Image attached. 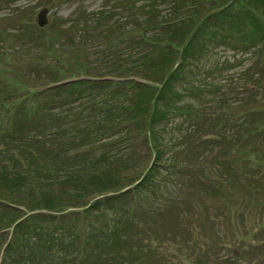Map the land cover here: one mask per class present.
Wrapping results in <instances>:
<instances>
[{"label":"trees","instance_id":"obj_1","mask_svg":"<svg viewBox=\"0 0 264 264\" xmlns=\"http://www.w3.org/2000/svg\"><path fill=\"white\" fill-rule=\"evenodd\" d=\"M87 17L70 20L75 33L65 44L75 52L81 41L77 48L105 58V73L45 82L56 70L35 61L27 64L29 84L22 73L0 74V156L11 164L6 175L15 189V200L0 197V264H145L148 242L139 229L129 239L131 229L140 227V215L170 204L166 175L179 168L175 149L200 139L191 119L184 121H190L186 137L170 131L176 124L170 120L175 113L184 120L194 107L187 99L215 88L216 68L202 62L211 47L255 49V33L264 31V0H117ZM50 43L44 54L53 65L62 63V46ZM49 97L57 101L45 107L39 100ZM43 109L58 123L21 126L18 111L37 116ZM111 166L129 167L125 172L134 178L126 186L132 185L114 190L116 179L101 180L98 172ZM124 198L129 208L119 204Z\"/></svg>","mask_w":264,"mask_h":264},{"label":"rangeland","instance_id":"obj_2","mask_svg":"<svg viewBox=\"0 0 264 264\" xmlns=\"http://www.w3.org/2000/svg\"><path fill=\"white\" fill-rule=\"evenodd\" d=\"M115 2L117 0H0V74L22 73L25 75L22 80L29 84L32 72L27 64L35 61H48L57 71L45 82L59 78L69 80L81 75L79 73L89 78H96L92 73H105L107 60L90 55L87 49L77 48L82 46L81 41L75 44V52L67 50L65 40L75 33L74 27L67 24L75 16L78 22L82 18L86 20L87 14L107 10ZM43 7L48 8L47 23L39 27L35 17ZM95 29L101 30L99 26ZM256 36L259 39L253 51L211 47L202 62L206 67L216 68L210 79L215 88H207L210 94L187 99L194 107L184 120L178 113L170 120L176 121L170 131H181L186 137L190 121H184L191 119L200 139L197 142L183 140L175 149L179 168L166 175L168 192L173 196L170 204L157 214L140 215V227L131 229L129 239L139 229L143 244L148 242L145 264H264V31H257ZM51 41L62 46V63L53 65L52 59L43 52ZM120 64L129 66L127 61ZM43 73L48 77L47 72ZM225 81L226 85L220 86ZM39 101L51 107L57 99L49 97ZM243 110L253 112L251 119L241 115ZM18 113L24 128L39 129L42 121L58 123V118L47 114L46 109L37 116ZM37 150L40 156L51 159L49 151ZM59 150L53 153L63 159ZM10 167L0 156V197L3 200H15V189L11 188V180L8 181L6 175L11 174ZM128 168L115 171L111 166L108 173L100 169L102 173L97 175L101 180L116 179L114 190L125 189L132 185L126 186L127 181L134 178L125 172ZM75 179H84V176ZM51 186L52 190H57L56 184ZM129 203L124 198L119 204L129 208ZM119 204L116 207H120ZM72 209L77 208H68ZM223 242H227L228 247L219 249Z\"/></svg>","mask_w":264,"mask_h":264},{"label":"water","instance_id":"obj_3","mask_svg":"<svg viewBox=\"0 0 264 264\" xmlns=\"http://www.w3.org/2000/svg\"><path fill=\"white\" fill-rule=\"evenodd\" d=\"M48 12V8L43 7L36 13L35 22L39 27L44 26L47 23L46 14Z\"/></svg>","mask_w":264,"mask_h":264}]
</instances>
